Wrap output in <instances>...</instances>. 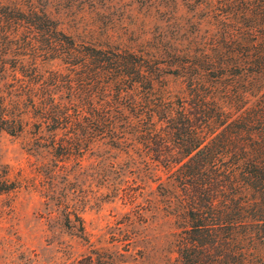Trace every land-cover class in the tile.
Returning a JSON list of instances; mask_svg holds the SVG:
<instances>
[{"label":"rangeland","instance_id":"1","mask_svg":"<svg viewBox=\"0 0 264 264\" xmlns=\"http://www.w3.org/2000/svg\"><path fill=\"white\" fill-rule=\"evenodd\" d=\"M230 6L219 0H0V104L20 128L13 135L0 127V179L15 185L0 194V264H178L184 217L171 197L170 174L135 138L96 135L68 155L49 147L50 126L35 98L57 92L53 75L68 66L47 54L46 26L56 22L78 42L186 55L221 40L229 23L221 25L216 14H228ZM31 10L39 15L20 13ZM165 85L172 95L185 87L171 76ZM67 93L57 96L67 102ZM93 103L100 110V96ZM68 107L77 115L73 103ZM66 132L58 130L56 138Z\"/></svg>","mask_w":264,"mask_h":264},{"label":"trees","instance_id":"2","mask_svg":"<svg viewBox=\"0 0 264 264\" xmlns=\"http://www.w3.org/2000/svg\"><path fill=\"white\" fill-rule=\"evenodd\" d=\"M219 2L233 5L228 14L217 9L221 25L229 23L221 40L186 55L78 42L56 22L47 25L46 52L68 69L53 75L57 92L33 98L51 149L68 155L96 135L131 136L170 174L184 217L178 264H264V0ZM169 76L183 79L182 94H171ZM63 91L67 102L57 96ZM2 104L0 127L17 134ZM58 130H67L64 138ZM14 188L0 179V194Z\"/></svg>","mask_w":264,"mask_h":264}]
</instances>
